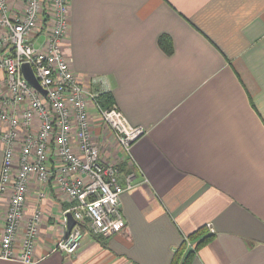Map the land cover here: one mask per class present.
I'll return each instance as SVG.
<instances>
[{
	"label": "crops",
	"instance_id": "0c3cea01",
	"mask_svg": "<svg viewBox=\"0 0 264 264\" xmlns=\"http://www.w3.org/2000/svg\"><path fill=\"white\" fill-rule=\"evenodd\" d=\"M69 3L65 60L82 86L110 93L146 133L126 157L90 108L100 159L119 165L122 186L135 174L120 199L126 232L85 230L73 256L50 252L72 202L50 187L39 200L32 178L24 220L42 213L35 264H172L182 244L188 264H264V0ZM3 157L0 142V175ZM10 193L0 192V240Z\"/></svg>",
	"mask_w": 264,
	"mask_h": 264
},
{
	"label": "built area",
	"instance_id": "2783aa9c",
	"mask_svg": "<svg viewBox=\"0 0 264 264\" xmlns=\"http://www.w3.org/2000/svg\"><path fill=\"white\" fill-rule=\"evenodd\" d=\"M20 1L18 7L0 0V192L11 191L0 259L35 264L42 213L36 209L24 220L32 178L43 187L39 200L46 196L44 187H50L72 202L64 215L70 213L76 224L50 252L73 256L85 230L101 238L126 232L120 199L135 187V174L125 175L122 186L119 165L100 159L90 130V108L113 132L126 157L146 131L131 125L115 105L102 108V92L82 86L65 60L69 0ZM23 64L31 67L45 95L26 81ZM207 228L213 232L211 224Z\"/></svg>",
	"mask_w": 264,
	"mask_h": 264
},
{
	"label": "trees",
	"instance_id": "16d2710c",
	"mask_svg": "<svg viewBox=\"0 0 264 264\" xmlns=\"http://www.w3.org/2000/svg\"><path fill=\"white\" fill-rule=\"evenodd\" d=\"M158 43H159L160 47L166 53H168V54L171 53L172 48H171V42H170L169 38H167L166 36H162L158 39ZM98 103L102 108L106 109V108H110L114 105V100H113V97L110 93H101L98 97ZM196 235H198V234H193L189 238L194 239V238H196ZM206 240H207V238L202 240L199 244H203L204 242H206ZM185 251H186L185 245L182 244L181 248L174 255L172 264H180V263L181 264H188L189 259L191 257V253L187 252L185 254ZM182 255L184 256L183 258H182Z\"/></svg>",
	"mask_w": 264,
	"mask_h": 264
},
{
	"label": "water",
	"instance_id": "95a60500",
	"mask_svg": "<svg viewBox=\"0 0 264 264\" xmlns=\"http://www.w3.org/2000/svg\"><path fill=\"white\" fill-rule=\"evenodd\" d=\"M22 72H23V75H24V78L26 79V81L33 88L37 89L40 93L45 95V91L39 87V84L34 77L32 69L28 64H23ZM65 219H66V224H65L64 238L66 239L68 237V235L70 234L72 228L75 226L76 222L70 213H66Z\"/></svg>",
	"mask_w": 264,
	"mask_h": 264
},
{
	"label": "rangeland",
	"instance_id": "374dc122",
	"mask_svg": "<svg viewBox=\"0 0 264 264\" xmlns=\"http://www.w3.org/2000/svg\"><path fill=\"white\" fill-rule=\"evenodd\" d=\"M42 40V38H39V42Z\"/></svg>",
	"mask_w": 264,
	"mask_h": 264
}]
</instances>
